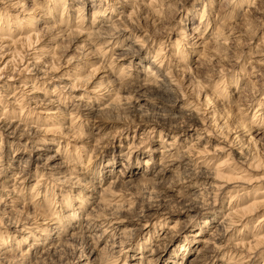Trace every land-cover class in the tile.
<instances>
[{"label": "clouds", "instance_id": "9594fccd", "mask_svg": "<svg viewBox=\"0 0 264 264\" xmlns=\"http://www.w3.org/2000/svg\"><path fill=\"white\" fill-rule=\"evenodd\" d=\"M0 264H264V0H0Z\"/></svg>", "mask_w": 264, "mask_h": 264}]
</instances>
